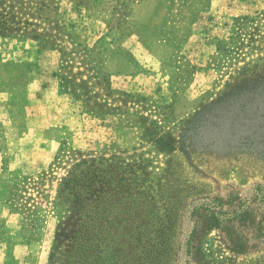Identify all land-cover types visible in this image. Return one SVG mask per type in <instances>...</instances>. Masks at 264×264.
Here are the masks:
<instances>
[{"label": "rangeland", "instance_id": "374dc122", "mask_svg": "<svg viewBox=\"0 0 264 264\" xmlns=\"http://www.w3.org/2000/svg\"><path fill=\"white\" fill-rule=\"evenodd\" d=\"M34 1L89 96L63 92L44 38L0 36V264L62 262V180L89 158L92 264H130L145 233L160 264H264V0ZM213 197L250 219L208 228Z\"/></svg>", "mask_w": 264, "mask_h": 264}, {"label": "trees", "instance_id": "16d2710c", "mask_svg": "<svg viewBox=\"0 0 264 264\" xmlns=\"http://www.w3.org/2000/svg\"><path fill=\"white\" fill-rule=\"evenodd\" d=\"M43 6L45 5L42 1L0 0V36L24 35L33 39L44 38L51 49L58 53L60 63L58 67L59 85L63 92L72 95L76 100H80L84 96L88 97V86L84 81L79 82L76 79L78 75L83 74V71L78 70L73 72V68L75 67L74 61L76 59L75 55H73L74 52L62 48L56 42V35L54 33L48 30L39 31V24L32 21L36 19V15L38 18L40 17L39 14L43 11ZM80 59L83 64H89L86 68L87 70L94 69L92 65L94 59L88 53H84ZM162 136L167 138V140L163 141V139L158 138L155 142L157 148L163 151H171L174 146V138L170 134ZM73 167L62 180L63 189L70 192L74 191L75 195L73 203L67 208L68 212H70V218L68 219L71 224L70 232L65 230L60 233V237L63 239L62 245L64 244L65 248L64 255L61 257L62 262L57 264H92V260H94L93 249L95 247V241L92 236V231L94 230L92 225L95 222V218L93 217L94 181L96 178L93 169L95 161L92 158L83 159L80 163H73ZM105 170L107 171V169ZM71 185L74 186L71 187ZM76 186L80 190L76 191ZM224 204H226L224 199L213 197L207 203L198 204L194 211H209V216L204 220L208 228L223 225L229 226L233 222H241L242 219L250 217L247 208L239 207L225 211L223 210ZM81 208L84 214L82 217H79L78 214ZM73 217H75L74 220ZM195 231L196 229H193L192 233L195 234ZM144 237L145 239L141 244L137 245L140 248H136V246L131 248L129 254L130 264H160L162 257L160 258V254H156L155 252L158 248H162L161 246H163L164 242L159 237L154 238L151 233H145ZM194 238L195 235L192 234L187 239L188 241H186L185 248L188 254L191 251V243Z\"/></svg>", "mask_w": 264, "mask_h": 264}]
</instances>
